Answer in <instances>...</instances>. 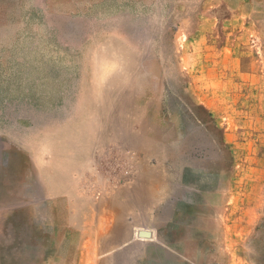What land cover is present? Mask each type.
Masks as SVG:
<instances>
[{"label": "rangeland", "instance_id": "rangeland-1", "mask_svg": "<svg viewBox=\"0 0 264 264\" xmlns=\"http://www.w3.org/2000/svg\"><path fill=\"white\" fill-rule=\"evenodd\" d=\"M260 135L264 0H0V264H84L143 164L260 177Z\"/></svg>", "mask_w": 264, "mask_h": 264}, {"label": "crops", "instance_id": "crops-1", "mask_svg": "<svg viewBox=\"0 0 264 264\" xmlns=\"http://www.w3.org/2000/svg\"><path fill=\"white\" fill-rule=\"evenodd\" d=\"M253 142L260 177L248 163L189 169L177 187L165 170L143 164L130 183L104 180L87 191L99 209L85 221L79 257L84 264H264V142L261 135Z\"/></svg>", "mask_w": 264, "mask_h": 264}, {"label": "built area", "instance_id": "built-area-1", "mask_svg": "<svg viewBox=\"0 0 264 264\" xmlns=\"http://www.w3.org/2000/svg\"><path fill=\"white\" fill-rule=\"evenodd\" d=\"M133 174H134L133 170L127 169L125 171V180L124 181L130 180L133 177Z\"/></svg>", "mask_w": 264, "mask_h": 264}]
</instances>
